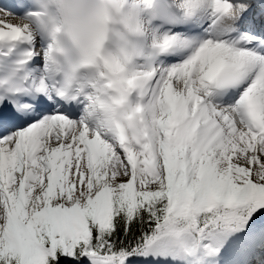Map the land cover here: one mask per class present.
Segmentation results:
<instances>
[{
	"label": "snow or ice",
	"instance_id": "6c2138e0",
	"mask_svg": "<svg viewBox=\"0 0 264 264\" xmlns=\"http://www.w3.org/2000/svg\"><path fill=\"white\" fill-rule=\"evenodd\" d=\"M0 264H264V0H0Z\"/></svg>",
	"mask_w": 264,
	"mask_h": 264
},
{
	"label": "clouds",
	"instance_id": "9594fccd",
	"mask_svg": "<svg viewBox=\"0 0 264 264\" xmlns=\"http://www.w3.org/2000/svg\"><path fill=\"white\" fill-rule=\"evenodd\" d=\"M78 2L82 3L83 0H78ZM22 25L28 24V21L21 20L19 21ZM66 22L70 25V27L65 30L63 26L54 25L53 30L56 32L58 37L66 39L69 43H71L74 47H81L85 44V37L81 34V31L77 27L76 21L70 15L66 18Z\"/></svg>",
	"mask_w": 264,
	"mask_h": 264
}]
</instances>
